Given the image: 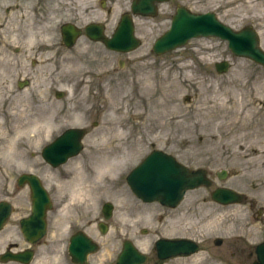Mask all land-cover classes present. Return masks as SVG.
I'll return each instance as SVG.
<instances>
[{"label":"rangeland","instance_id":"374dc122","mask_svg":"<svg viewBox=\"0 0 264 264\" xmlns=\"http://www.w3.org/2000/svg\"><path fill=\"white\" fill-rule=\"evenodd\" d=\"M174 2L195 12L212 10L234 29L255 28L264 49V20L261 16L252 17L261 13L240 8L238 0L169 1L156 16L136 19V35L142 44L125 54L109 52L102 44L90 43L86 38L61 50L56 47L57 35L53 37L55 28L38 22L28 39L31 47L27 43V58L35 55L34 47L50 49L47 44L52 42V50L37 55V65L17 69L12 65L14 60L24 57L15 55L17 40L0 38V193L6 180L43 164L41 148L63 129H86L80 155L63 169L73 173V180L69 184L62 182V186L55 180L60 193L58 201L63 205L47 236L31 246L35 250L31 264H72L66 252L69 221L86 225L98 241L99 250L90 261L114 264L121 241L128 237L148 254L147 264H153V243L164 234L192 237L199 241L200 248L193 255L171 258L162 264H251L253 257L247 258V252L262 235L254 220L255 213L264 207V168L254 169L258 156L254 152L264 153V67L233 56L227 43L214 37L191 39L183 48L156 56L151 46L168 28L166 16L174 12ZM126 5L122 2L114 7L106 21L103 11L83 17L101 16L98 20L103 25L108 23L104 30L110 33ZM120 59L122 66L118 64ZM220 61L229 63L222 74L214 68ZM26 78L29 84L19 88L18 80ZM56 90L64 95L56 98ZM231 98L253 106L255 112L247 121V130L258 124V132L245 135L247 131H230L225 124L229 122L224 118L226 110L222 109ZM25 106L31 117L20 118V110ZM113 109L118 112L114 114ZM36 117H41L44 128L38 137L25 129L27 125L18 127ZM118 123L121 124L117 126ZM116 145L133 146L123 169L109 171L81 163L90 158L91 150ZM155 148L173 153L192 168H206L214 179L213 185L229 186L244 193L254 206L216 207L208 197L210 188L188 192L175 210L141 203L126 186L125 176ZM77 165L78 176L74 170ZM42 167L36 172L45 181H52L55 174ZM94 168L95 178L91 177ZM222 168L229 172L224 180H219L216 173ZM20 187L13 215L0 230V252L11 241L17 242V249L28 246L17 220L29 212V189L25 185ZM105 200L111 201L115 209L107 232L100 234L95 224L102 219L101 204ZM214 237L222 238V244L214 245Z\"/></svg>","mask_w":264,"mask_h":264},{"label":"water","instance_id":"95a60500","mask_svg":"<svg viewBox=\"0 0 264 264\" xmlns=\"http://www.w3.org/2000/svg\"><path fill=\"white\" fill-rule=\"evenodd\" d=\"M152 8V0H135L132 5V11L140 14L153 13L154 10ZM66 31L67 34H72L69 29H66ZM95 35L93 39H99L108 48L115 50L128 51L139 44L133 35V26L128 14L123 15L111 38L103 37L100 32ZM208 36L228 40V47L235 55L251 58L264 65V52L258 45L256 32L250 26L235 31L219 21L212 12L194 13L184 7L177 8L170 28L154 42L152 48L156 54H162L183 46L190 38ZM67 41V44L70 45L71 35H68ZM215 66L218 72H224L227 69V62H219ZM82 135V129L69 128L65 130L52 143L42 149V157L53 165H57L80 150V138ZM23 181H27L31 185L35 196L37 193L34 187L35 183H37L35 177L31 174H23L20 182L22 183ZM127 182L132 192L142 201H158L168 206L176 205L186 189L199 185H209V181L203 171H190L172 157L163 155L157 150L152 151L139 165L131 170L127 176ZM212 198L222 202L239 201V195L227 188L214 191ZM109 209L110 204L106 203L104 205L105 218H108ZM35 212V205H33V213ZM3 216L5 217L6 214ZM2 221L3 219H1L0 225ZM26 222L29 223L30 221L22 222V232L26 238L29 239L30 236L40 235L43 232V222L39 224L40 228L37 230L30 227L32 225L28 227ZM104 230L105 228L102 227L101 231L104 232ZM171 245L173 251L170 249L166 253L183 251L180 244ZM94 249V244L86 239L85 236L80 235L71 239L69 254L74 263L86 264V254ZM257 253L262 255L260 260L261 264H264V244L258 246ZM30 254V251L6 253V258L4 259L27 262ZM161 256H164V253ZM144 261L145 256L139 253L131 242L126 241L123 244L116 264H141Z\"/></svg>","mask_w":264,"mask_h":264},{"label":"flooded vegetation","instance_id":"af4514ba","mask_svg":"<svg viewBox=\"0 0 264 264\" xmlns=\"http://www.w3.org/2000/svg\"><path fill=\"white\" fill-rule=\"evenodd\" d=\"M131 1L132 0H87V1L86 0H0V38H5V37L7 38L11 37L14 39L16 38L18 46H15L13 49L15 55L17 56L24 55V57H22V59L20 60H18L17 57L14 60L15 62L11 64L14 65V68L17 69H21L23 66L26 67L27 69L30 68L31 66L37 65V55L39 54L41 55L44 52H48L52 50V44H53L52 42L50 44H47L51 46L50 49L46 47L43 48L41 46L38 48L34 47L33 52H35V55H32L29 58H27L29 52H26V49L29 51L27 47H29V45L31 47V42L28 39L31 37V34L36 29L38 22L46 23L47 25L51 24L55 28V32H53V34L55 35H53V37L57 35L58 38V45L56 47L58 48L60 47L61 50H64V48L66 47L65 42L63 41L64 34L62 31V27L64 25L68 24L70 26H74L80 32L78 39L86 38L87 41L89 40L88 42L91 43V40L88 38L86 34V28L93 26L95 27L100 26L101 24L99 20L101 16L97 15V18L95 19L85 18L83 16L88 14H93V12L96 11L98 13L103 11V15H104L103 21H106L108 20L109 15L114 7H117L122 2L126 4L127 3L130 4ZM169 1L173 2L174 0H169ZM166 3L167 2L158 3L157 4L158 9H161V6ZM177 4L179 3L174 2L173 7L175 8ZM106 25H108V23L104 22V29H106ZM68 35L66 36L68 37ZM27 43H29L28 46ZM95 43L100 44L99 42H95ZM42 44H44V42L41 43L40 45ZM23 49L24 51L22 52ZM65 165L67 166V164H63L61 166L54 168L46 163H43L42 165H38L37 167H35L34 170H31L40 178L42 184L46 188L48 195L51 199L52 206L49 210H46L45 212L47 230L54 223L55 217L57 216L58 213V209L60 208V206L63 205L61 200L58 201V196L60 193H58L59 190L56 186L58 183L56 181H58L60 186H62V179L70 175V173H68L67 170H63L65 168ZM41 166H43L42 167L43 169L46 170L47 168L52 173L55 174V176H51L54 178L52 179V181L50 182L45 181L42 174L36 172L38 170L37 168ZM19 175L20 172H18L17 176L11 177L10 180H6V183L3 184V187L1 188L2 191L0 193V203H2L3 206L7 205L9 208V215L6 221L4 222L2 229L6 227V225L8 224L7 221L13 215V212L15 210V199L19 194V190L21 189L20 184L18 182ZM209 175L211 177L210 173ZM29 199H30V190H29ZM251 203L252 201L249 200L250 207L252 206ZM214 205L216 207H219V205L217 204ZM30 206H31V199L29 202V212L27 213V215L21 216L17 220L19 231H20L21 220L30 214ZM177 207L174 209H170V208H163V209L175 210L177 209ZM75 220L77 219L75 218ZM161 220L165 221L163 217L161 218ZM254 220L257 224H259L262 231V235L259 238L258 243L264 242V207L262 208L259 207L257 209ZM95 225L97 231L100 232L99 221ZM86 227H87L86 225L81 224L77 221H69L68 229L66 232L67 235L66 244H68L70 236L79 230L86 232V234L94 238V236H92V234L88 232V229ZM162 237L176 238V237L164 236V234H162ZM181 237L195 240L194 238L188 236H178L177 238H181ZM6 246L7 249L9 248L11 250H19L17 249L18 245L17 242L15 241L8 242ZM3 251L4 250L0 252V264H2L1 253ZM247 257L249 258L253 257L254 259V256L252 255L251 256L247 255ZM164 261L156 259V262L154 261V264H162Z\"/></svg>","mask_w":264,"mask_h":264},{"label":"bare ground","instance_id":"6f19581e","mask_svg":"<svg viewBox=\"0 0 264 264\" xmlns=\"http://www.w3.org/2000/svg\"><path fill=\"white\" fill-rule=\"evenodd\" d=\"M238 1H240V8L252 9L255 11H259L261 13V15L257 14L252 17L257 18L261 16L260 18L264 20V0H238ZM247 105L248 104L244 105L242 102H239L238 100L235 101L234 98H231V100H228L227 105L222 109L223 111L226 110L224 114V118L228 119L229 122L226 121L227 123L225 124L230 126V131L233 128H235L236 131L239 130L242 132L247 131L245 132V135H252L259 131L258 124H254L255 127L253 125L251 130H247V128L249 129V123H247V121H249V119L251 118V116H253V113L255 112L252 105L249 106ZM219 109H221V107ZM117 112H118L117 110H114V114H116ZM257 112L259 113L260 111ZM22 117H26V118L31 117V113H28V109L26 108V106L25 108L20 110V118ZM28 123L25 124L22 123L18 127L25 128L27 125L28 128L25 129H27L29 132H32L35 135L34 137L36 136L38 137L44 131L41 117H36L32 121L30 122L28 121ZM120 124L121 123H118L117 126ZM29 125L30 126L32 125L31 128H29ZM257 144H259V142H257ZM132 149L133 146L130 147L128 146L123 147L121 145L108 146L105 148H98L97 150H91L89 156L92 164H94L96 168L98 166V167H102L101 169L104 168L109 171H113V170L118 171L120 169H123V167L126 165L127 162L126 159L128 156H130V152H132ZM254 153L258 155L257 164L254 165L255 167L254 169L256 170L259 168H264V153H257V152ZM243 157H246V155L244 154ZM75 163L78 164V161H75ZM74 170L77 172V176H78V174H80L78 172L79 170L78 165ZM95 177H97V175ZM72 180L73 179L70 178L65 179L63 181V184H69Z\"/></svg>","mask_w":264,"mask_h":264}]
</instances>
